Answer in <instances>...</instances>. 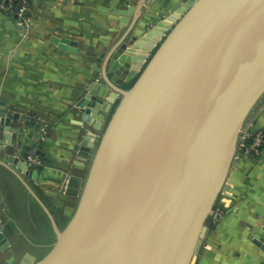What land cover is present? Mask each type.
Listing matches in <instances>:
<instances>
[{"label":"water","instance_id":"water-1","mask_svg":"<svg viewBox=\"0 0 264 264\" xmlns=\"http://www.w3.org/2000/svg\"><path fill=\"white\" fill-rule=\"evenodd\" d=\"M147 2L129 8L130 22L99 68L102 80L80 100L94 128L110 115L64 226L9 164L18 158H0L55 233L43 257L12 256L10 264H194L209 217L220 213L247 117L264 94V0H184L134 33ZM1 113L5 124L18 117ZM8 245L0 227V248Z\"/></svg>","mask_w":264,"mask_h":264},{"label":"crops","instance_id":"crops-1","mask_svg":"<svg viewBox=\"0 0 264 264\" xmlns=\"http://www.w3.org/2000/svg\"><path fill=\"white\" fill-rule=\"evenodd\" d=\"M139 1L32 0L27 26L0 9V107L18 115L9 124L0 121L4 144L0 158H18L9 164L34 187L60 226L75 212L109 117L105 113L102 126L94 128L95 117L86 114L87 107H81L80 100L102 80V61L128 26L129 8ZM183 1L148 0L134 33L144 31L146 25L154 27L152 16L166 17ZM1 119L7 115L1 113ZM246 128L264 131V94L250 111ZM32 148L44 165L23 169ZM84 149L87 154L82 153ZM21 189L35 201L0 164V227L9 242L0 253L10 250L14 227H31L21 205ZM217 207L220 213L213 218L194 264H264V146L250 155L236 156ZM31 233V239L37 235ZM48 250L39 257L21 250L19 259L27 255L39 259Z\"/></svg>","mask_w":264,"mask_h":264},{"label":"rangeland","instance_id":"rangeland-1","mask_svg":"<svg viewBox=\"0 0 264 264\" xmlns=\"http://www.w3.org/2000/svg\"><path fill=\"white\" fill-rule=\"evenodd\" d=\"M19 196L21 205L25 209L27 220H29V223L32 222L31 227H14V230L10 231V250L6 249L0 253V264H10L9 260L12 255H15L17 257L15 258L19 261L20 255H22L21 250L29 251L36 257H39L52 246L54 241L51 223L42 208L23 189H21ZM208 223H213L212 216L209 217ZM5 230L6 233L9 232L8 229ZM31 231L37 233L32 239L29 236Z\"/></svg>","mask_w":264,"mask_h":264},{"label":"built area","instance_id":"built-area-1","mask_svg":"<svg viewBox=\"0 0 264 264\" xmlns=\"http://www.w3.org/2000/svg\"><path fill=\"white\" fill-rule=\"evenodd\" d=\"M31 5L32 0H0V9L5 13L16 16L24 26L29 24ZM262 146H264V131H251L245 128L240 135L237 155H250L252 150H257ZM25 160L34 168L44 165L42 156L35 148L29 150Z\"/></svg>","mask_w":264,"mask_h":264},{"label":"trees","instance_id":"trees-1","mask_svg":"<svg viewBox=\"0 0 264 264\" xmlns=\"http://www.w3.org/2000/svg\"><path fill=\"white\" fill-rule=\"evenodd\" d=\"M134 80H135V78L132 80V81H130V82H128V83H126L124 86H125V88H130L132 85H133V83H134ZM118 103V101L116 102V104ZM110 115V114H109Z\"/></svg>","mask_w":264,"mask_h":264}]
</instances>
